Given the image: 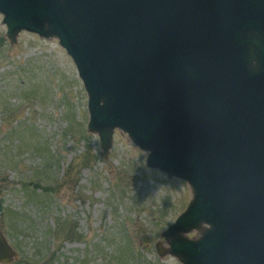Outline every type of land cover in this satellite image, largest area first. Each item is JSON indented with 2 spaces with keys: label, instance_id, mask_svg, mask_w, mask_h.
Masks as SVG:
<instances>
[{
  "label": "water",
  "instance_id": "water-1",
  "mask_svg": "<svg viewBox=\"0 0 264 264\" xmlns=\"http://www.w3.org/2000/svg\"><path fill=\"white\" fill-rule=\"evenodd\" d=\"M0 14L11 45L33 33L73 59L105 155L120 130L190 186L160 256L264 264V0H0ZM12 255L0 235V263Z\"/></svg>",
  "mask_w": 264,
  "mask_h": 264
},
{
  "label": "rangeland",
  "instance_id": "rangeland-1",
  "mask_svg": "<svg viewBox=\"0 0 264 264\" xmlns=\"http://www.w3.org/2000/svg\"><path fill=\"white\" fill-rule=\"evenodd\" d=\"M2 21L0 14V235L13 251L8 264H182L157 248L170 249L163 232L186 210L190 186L147 168L148 153L120 130L105 155L88 131V95L72 58L57 39L33 33L11 45Z\"/></svg>",
  "mask_w": 264,
  "mask_h": 264
},
{
  "label": "trees",
  "instance_id": "trees-1",
  "mask_svg": "<svg viewBox=\"0 0 264 264\" xmlns=\"http://www.w3.org/2000/svg\"><path fill=\"white\" fill-rule=\"evenodd\" d=\"M34 188H35V186H33ZM43 201V200H42ZM44 202V201H43ZM3 208H2V204L0 203V210H2Z\"/></svg>",
  "mask_w": 264,
  "mask_h": 264
}]
</instances>
